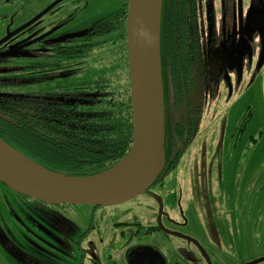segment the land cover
I'll list each match as a JSON object with an SVG mask.
<instances>
[{
	"label": "rangeland",
	"instance_id": "1",
	"mask_svg": "<svg viewBox=\"0 0 264 264\" xmlns=\"http://www.w3.org/2000/svg\"><path fill=\"white\" fill-rule=\"evenodd\" d=\"M77 1L0 0V90L40 91L42 86H39V89L27 87L33 82L34 75L22 71L21 68L31 56L38 55L36 48L40 47L43 36L50 33L53 37H59L84 32L107 14L129 2ZM256 1L261 2L263 6L258 8L254 24L264 23V0ZM254 24H250L248 29L252 36L257 38ZM254 44L256 52L251 68L244 63L241 69V98L233 117L237 121L244 117L247 111L251 112L252 119L246 134H254L256 145L248 151L247 160L244 161L245 155H242L237 168L225 165L220 179L217 172L209 174L206 186L204 183L207 176L201 167L203 153L194 149L182 158L176 171L165 179L167 188L164 190L176 192L174 204H163V198L155 196L158 190L153 188L127 203L97 208L94 213L93 208L87 206L55 208L42 207L41 204L36 205L33 202L19 206L15 201L17 198H13L14 195L0 182V222L4 225L7 236L25 250L28 237L26 227L23 228V213H26L37 218L40 224L45 241L44 248L49 250L44 261L49 264H79L81 261H84V264H128L126 249L134 245L153 248L168 260V264H264V43L258 38L254 40ZM116 53L118 61L115 63V71L109 70L105 73L112 76L120 74V78H126L129 75V67L128 70L125 69L123 61L120 60L121 50ZM90 58L98 61L94 64L90 60L93 72L89 76L82 73L78 79L83 75H86L85 78L94 79L100 69L104 72L107 63L99 62V59L106 61V54H93ZM41 79L37 76L35 81L38 83ZM30 85L33 87L34 83ZM218 128L217 124L214 126L215 130L211 131L216 135ZM205 139L200 137L198 143H207ZM214 142L216 143L215 140ZM248 177L254 178L252 197L238 196L233 216H229L227 211L221 213L227 220L224 226L228 229L229 238L220 234V239L216 226H219L221 216L209 210L216 208L217 200L211 203L206 200L211 195H222L224 201H218L219 210L227 209L225 203L228 195L221 192L222 183H229L231 189H226L225 183L224 188L230 192L233 190L235 178L240 179L242 190ZM195 183L203 184V189H207L204 193H212L207 195L205 201L194 200L196 193L191 192V187ZM191 202L195 206L189 207ZM9 206L12 208L10 211L7 210ZM9 212L16 213L22 223L10 218ZM117 223L127 225L118 227ZM132 224H140L144 229L139 230ZM64 226L69 229L68 232ZM158 226L168 233H145L146 228ZM47 229L52 230V234ZM84 231L88 232L81 240L80 246L68 241L77 238ZM83 253L86 258L82 257ZM1 256L5 255L0 250V259ZM7 264H14L13 260Z\"/></svg>",
	"mask_w": 264,
	"mask_h": 264
},
{
	"label": "flooded vegetation",
	"instance_id": "2",
	"mask_svg": "<svg viewBox=\"0 0 264 264\" xmlns=\"http://www.w3.org/2000/svg\"><path fill=\"white\" fill-rule=\"evenodd\" d=\"M128 5L129 2L123 5L127 7V16ZM253 5L255 6V13L254 17H251L250 12ZM262 6L263 4L261 2L257 3L256 0H163L161 65L166 115L165 147L169 165L176 163L175 169L170 174L176 171L182 158L188 152L194 149L200 150L203 153L202 171L207 176L204 185L208 186L206 181L208 177L210 178L209 174L213 175L217 172L220 179L225 165L229 167L232 165L234 169L237 168L241 163L242 155H245L243 160H247L248 151L256 145L254 134H246L252 119L251 112L247 111V114L237 121L233 116L235 115V107H237L241 98V92L239 91L243 64L247 63V67L251 68L256 52L254 40L259 38V41L263 42L260 35V25L264 23L254 24L258 8ZM164 19L169 21L168 31L163 29ZM250 24L255 25L257 38L252 36L249 31L248 26ZM86 31L65 34L59 37H53L50 33L46 34L42 38L40 47L36 48L37 57L33 55L30 59L35 60L40 57L48 61L53 57L55 45L70 40L75 35ZM21 34L23 35L24 32ZM241 41H244V44ZM46 66L47 68L41 79L44 81L46 88L50 84L60 82L63 84V81L67 80L63 67H60V70H53L48 65ZM36 78L37 76H33V82ZM80 84L84 88L85 81H81ZM217 124L219 128L216 129L217 134L215 135L211 129H214ZM200 137L206 138L207 143L199 144L198 139ZM165 179L166 177H163L161 180L155 181L146 193L155 188L158 190L155 196L160 199L163 198V204L166 202L169 205L174 204L176 192L175 190L172 192L164 190L167 188ZM246 180L241 190L242 181L235 178L231 193L225 190V182L223 181L221 192L228 195L225 203L227 209L219 210V202L224 201L222 195H217V197L211 195L206 200L210 203L214 202L215 199L217 200L218 205L216 208H209V210L221 216L220 224L218 227L216 226L219 230L220 239L222 237L220 234H223L227 239L229 238L228 229L224 226L227 220L222 217L221 213L227 211L229 216H233L238 196L252 197V191L254 190L252 180L254 178L248 177ZM225 185L226 189H231L229 183H225ZM3 187L12 193L5 185ZM172 188L174 189V186ZM204 190L207 189H203V184L199 183H195L191 187V192L196 193L195 201H205L207 195L212 194L211 192L204 193ZM13 198L17 197L14 195ZM15 201L19 206L33 202L36 205L41 204L42 207H60L35 200L23 201L17 198ZM191 205L195 206L193 202L189 204V207ZM92 208L94 213L95 209L102 207ZM7 210L10 211L12 208H7ZM8 214L10 218L20 224L22 223V219L16 213L11 214L9 212ZM23 214V222L26 225H23V228L26 227V236L28 237L25 250L7 236L3 228L4 225L0 222V250L5 255L1 256L0 264L10 263V260H13L14 264H49L44 261L49 250L44 248L43 232L37 218H33L26 213ZM132 225L138 228L141 226L140 224ZM51 229L55 231L53 228ZM47 230L52 234V230ZM65 230L68 232L69 229L65 227ZM87 232L84 231L77 238L69 240L67 238V240L73 245L80 246L81 240L85 238ZM40 239L41 241H39ZM139 247L142 246L134 245V247L126 249L128 257ZM82 257L86 258V254L83 253ZM52 258L54 259V256ZM166 261L168 262L167 259ZM79 264H84V261Z\"/></svg>",
	"mask_w": 264,
	"mask_h": 264
},
{
	"label": "trees",
	"instance_id": "3",
	"mask_svg": "<svg viewBox=\"0 0 264 264\" xmlns=\"http://www.w3.org/2000/svg\"><path fill=\"white\" fill-rule=\"evenodd\" d=\"M168 27L169 21L164 19L163 29L168 31ZM126 33L127 7L123 6L85 33L55 45L48 61L40 57L28 59L22 71L42 78L46 65L53 70L63 67L67 80L48 88L42 80L31 82L33 87L27 86H42L40 91L0 90V139L44 169L68 176L91 177L117 166L133 144L131 84L129 75L126 79L105 72L115 71L117 50H121L120 60L128 70ZM102 53L106 54V61L99 62L107 63L104 72L100 69L96 78H85L93 72L90 60L98 63L90 57ZM82 73L86 75L78 79ZM81 81H85L84 88L79 87ZM165 155L164 168L156 181L167 177L176 167V163L169 165L166 147ZM11 192L18 200L34 201ZM64 207L67 206L58 208ZM141 229L144 227L139 226ZM162 231L166 232L162 227H151L145 233Z\"/></svg>",
	"mask_w": 264,
	"mask_h": 264
},
{
	"label": "water",
	"instance_id": "4",
	"mask_svg": "<svg viewBox=\"0 0 264 264\" xmlns=\"http://www.w3.org/2000/svg\"><path fill=\"white\" fill-rule=\"evenodd\" d=\"M162 4L163 0H129L127 47L134 117L129 154L102 174L75 177L44 169L0 139V182L3 185L51 206L107 208L146 193L166 162ZM254 13L253 5L250 16L254 17ZM260 35L264 42V24L260 25ZM128 264H167V261L153 248L139 247L130 254Z\"/></svg>",
	"mask_w": 264,
	"mask_h": 264
}]
</instances>
